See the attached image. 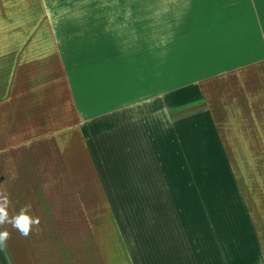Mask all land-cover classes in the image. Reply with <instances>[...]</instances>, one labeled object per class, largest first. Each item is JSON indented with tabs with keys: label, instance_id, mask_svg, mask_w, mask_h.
I'll return each mask as SVG.
<instances>
[{
	"label": "crops",
	"instance_id": "crops-1",
	"mask_svg": "<svg viewBox=\"0 0 264 264\" xmlns=\"http://www.w3.org/2000/svg\"><path fill=\"white\" fill-rule=\"evenodd\" d=\"M63 2L0 0V194L41 220L0 264H264V0L74 28L73 60Z\"/></svg>",
	"mask_w": 264,
	"mask_h": 264
},
{
	"label": "rangeland",
	"instance_id": "rangeland-1",
	"mask_svg": "<svg viewBox=\"0 0 264 264\" xmlns=\"http://www.w3.org/2000/svg\"><path fill=\"white\" fill-rule=\"evenodd\" d=\"M189 1L192 2V0H64L59 6L53 8V12L57 13L60 18L64 15L66 19L65 30L69 35L66 38L67 57L73 60V48L77 46V42L80 44V42L85 43V40H91L89 36L77 38L73 34L74 28L112 30L127 25L126 27L137 30L139 23L153 24V21L145 22L141 18L146 15L152 16L151 14L154 13L162 14L160 24H162L163 29L169 28L171 25H174L175 28L178 25V28H181L185 23L183 20L172 22L169 19L171 15L182 17L183 14L190 12V8L193 6L186 3ZM197 1L199 0H195V2ZM200 8L202 5L194 6V9ZM106 24L108 25L106 26ZM190 27L195 28L196 25ZM236 161H238V166L241 167L246 178L245 188L247 191L260 185L264 187V160Z\"/></svg>",
	"mask_w": 264,
	"mask_h": 264
},
{
	"label": "clouds",
	"instance_id": "clouds-1",
	"mask_svg": "<svg viewBox=\"0 0 264 264\" xmlns=\"http://www.w3.org/2000/svg\"><path fill=\"white\" fill-rule=\"evenodd\" d=\"M9 206L10 200L8 197L0 194V228L5 224L11 225L24 238H27L33 232L34 228H39L41 220L39 216L33 213L31 204L22 206L18 213L12 216L9 215ZM10 239L11 233L7 229L0 230V250L7 248V242Z\"/></svg>",
	"mask_w": 264,
	"mask_h": 264
}]
</instances>
